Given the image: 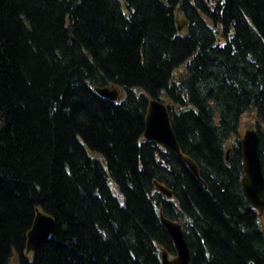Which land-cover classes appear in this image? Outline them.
Segmentation results:
<instances>
[{
    "label": "trees",
    "instance_id": "16d2710c",
    "mask_svg": "<svg viewBox=\"0 0 264 264\" xmlns=\"http://www.w3.org/2000/svg\"><path fill=\"white\" fill-rule=\"evenodd\" d=\"M151 99L198 175L144 137ZM250 111L264 175V0H0V264H162L160 212L189 264H264ZM37 209L56 226L26 251Z\"/></svg>",
    "mask_w": 264,
    "mask_h": 264
},
{
    "label": "water",
    "instance_id": "95a60500",
    "mask_svg": "<svg viewBox=\"0 0 264 264\" xmlns=\"http://www.w3.org/2000/svg\"><path fill=\"white\" fill-rule=\"evenodd\" d=\"M97 91L104 96L115 99L118 91L116 88H98ZM143 135L154 138L169 147L174 152L180 154L191 170L198 175V168L195 162L180 151L175 133L172 129L167 106L157 100L149 101L145 129ZM243 161L245 166V176L242 178V188L250 203L259 211H264V175L262 163L259 156V135L257 130H246L241 139ZM159 190L167 197L171 196V191L159 182H155ZM162 224L170 234L176 255L169 258L166 251L162 252L163 264H189L190 251L181 224L160 216ZM56 223L53 217L42 211H36V215L30 230L27 233L26 251L34 250L43 240H45L55 229Z\"/></svg>",
    "mask_w": 264,
    "mask_h": 264
},
{
    "label": "rangeland",
    "instance_id": "374dc122",
    "mask_svg": "<svg viewBox=\"0 0 264 264\" xmlns=\"http://www.w3.org/2000/svg\"><path fill=\"white\" fill-rule=\"evenodd\" d=\"M256 122H257V117L254 112L250 111V112L245 113L241 120L240 131L243 132L247 128H254ZM0 124H1V121H0ZM262 125H264V123Z\"/></svg>",
    "mask_w": 264,
    "mask_h": 264
},
{
    "label": "bare ground",
    "instance_id": "6f19581e",
    "mask_svg": "<svg viewBox=\"0 0 264 264\" xmlns=\"http://www.w3.org/2000/svg\"><path fill=\"white\" fill-rule=\"evenodd\" d=\"M165 146H166V145H165ZM166 147H167V146H166ZM244 176H245V173H244ZM244 176H243V177H244Z\"/></svg>",
    "mask_w": 264,
    "mask_h": 264
}]
</instances>
